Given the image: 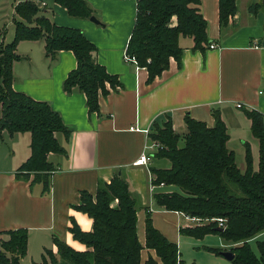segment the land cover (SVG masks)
Wrapping results in <instances>:
<instances>
[{
  "label": "crops",
  "instance_id": "0c3cea01",
  "mask_svg": "<svg viewBox=\"0 0 264 264\" xmlns=\"http://www.w3.org/2000/svg\"><path fill=\"white\" fill-rule=\"evenodd\" d=\"M17 1L22 0L14 3ZM31 1L42 7L39 1ZM85 1L98 23L71 17L53 0H42L50 7L48 17L55 25L81 30L96 48V62L116 77L119 86L111 89L106 84L107 93L98 94L97 111H88L82 92L62 89L64 77L76 64L70 50H59L50 60L44 55L42 39L16 43L14 50L21 58L12 62L11 88L48 103L60 116L67 134L55 133L62 151L46 156L52 171L43 191L42 183L33 181L31 173L28 178L16 175V169L29 155V133L0 131V147H5L0 150V241L7 238L6 231L26 230L21 264H27V256L32 264L39 262L45 249L54 253L52 237L76 251L85 250L84 244L73 239L67 228L72 219L80 230L89 231L91 219L72 206L78 204L80 192L93 196L100 183H108L121 174L135 200V233L142 247L140 264L148 256L156 259L154 251L144 247L146 215L153 228L177 244L180 259L190 264L183 255V245L191 237L180 229L199 224L181 212L155 204L154 193L175 188L151 184L149 169L168 168L170 162L154 155L156 144L148 133L154 122L162 123L169 118L174 131L182 134L186 115L212 127V112L216 110L227 128V147L234 152L235 162L237 151L243 160L242 167L236 162L239 169L245 168L246 143L253 167L257 168L259 152L256 157L253 147L259 151V142L251 133L244 109H255L264 115V4L253 12L251 5L261 0H236L235 15L221 25L219 0H201L207 37L216 47L194 49L193 39L181 36L180 62L171 58L168 68L146 81L145 68L123 57L134 23L135 0ZM5 29L2 28V37L7 34ZM13 30L12 20L9 41ZM2 37L0 41L7 43ZM236 103H241V107ZM142 151L149 156L148 162L132 164Z\"/></svg>",
  "mask_w": 264,
  "mask_h": 264
},
{
  "label": "trees",
  "instance_id": "16d2710c",
  "mask_svg": "<svg viewBox=\"0 0 264 264\" xmlns=\"http://www.w3.org/2000/svg\"><path fill=\"white\" fill-rule=\"evenodd\" d=\"M71 17L89 18L92 8L85 0H53ZM201 0H135L134 23L128 37L125 54L136 65L144 67L146 81L168 68L171 58L178 63L182 49L181 36L193 39V48L204 50L211 43L207 37V22L200 10ZM264 0L251 5L256 11ZM219 21L227 24L237 11L236 0H219ZM12 39L0 41V131L8 134L29 133V155L16 169V175L42 183L45 191L52 165L46 156L62 148L55 133L67 134L58 113L48 103L11 88V65L21 57L15 53L20 40L42 39L44 55L50 60L59 50H70L75 67L62 81V89H76L85 96L88 111H97L98 94H106L119 86L114 75L108 74L96 62V48L81 30L55 25L48 17L50 7H38L31 0L13 4ZM250 120L252 135L259 142L258 166L253 167L249 144H245V168L239 169L235 155L227 147L229 135L219 111L214 110V125L186 115V129L174 131L168 118L152 124L148 137L156 144L157 157L167 158L168 168H150L152 185H170L175 190L153 194L155 204L199 218L225 219L221 231L216 222L181 228L180 232L195 238L218 233L233 252L234 264H264V240H256L258 254L251 241L264 232V115L255 109H244ZM182 140V144H180ZM115 201V202H114ZM72 208L91 219V229L82 231L71 219L67 228L72 238L85 250L76 251L52 237L55 252L45 249L35 264H140L141 246L136 239L135 200L130 195L124 177L115 175L108 183H100L92 196L80 192L79 202ZM0 241V264H21L25 254V229L6 231ZM144 247L152 249L156 259L148 256L143 264H186L180 259L176 243L152 227L150 217L144 218ZM221 253L218 248L211 249ZM194 264V263H190Z\"/></svg>",
  "mask_w": 264,
  "mask_h": 264
},
{
  "label": "rangeland",
  "instance_id": "374dc122",
  "mask_svg": "<svg viewBox=\"0 0 264 264\" xmlns=\"http://www.w3.org/2000/svg\"><path fill=\"white\" fill-rule=\"evenodd\" d=\"M14 1L15 0H0V34H1L0 37H2L3 35V30L6 31L5 28H7V34H5V37H2L5 38L4 39L5 42L9 41L8 32L12 25V18L17 19V16H14L11 7ZM180 144H182V140ZM4 148L5 147L2 145L0 147V150L4 151L3 150ZM241 150L243 152V147ZM253 151L255 152V156L257 157L258 149L253 147ZM237 161L239 166L242 167L243 160L239 155L238 151L236 156V162ZM204 224H207V222H204ZM190 237H191L189 238L190 242H188L187 244L185 243L183 245V255L187 260H190L188 262L190 263L193 262L195 264H234L231 260H227L221 253L211 250L218 248L221 251H225L227 249L226 247L227 245L223 244L224 240L221 238V236L218 233H208L204 235L203 238L200 239L192 236ZM256 240H264V232L260 233L256 237V239L251 241L252 249L256 254H258ZM26 259H27V264H32L28 256Z\"/></svg>",
  "mask_w": 264,
  "mask_h": 264
},
{
  "label": "built area",
  "instance_id": "2783aa9c",
  "mask_svg": "<svg viewBox=\"0 0 264 264\" xmlns=\"http://www.w3.org/2000/svg\"><path fill=\"white\" fill-rule=\"evenodd\" d=\"M41 3V5L43 6L44 3L42 2V0H37ZM216 44L211 42L209 44V48H215ZM124 59L131 61L132 63H135V60L132 56H128L127 54H124ZM237 107H241V103H236ZM149 156L145 153V152H141L138 157L133 161L132 164H142L145 165L148 162ZM185 217L187 219H189L190 221H194L195 223L201 225L204 224V222L210 223V222H216V225L218 227L224 228L225 227V219L222 217H216V218H199V217H194V216H190V215H186L184 214Z\"/></svg>",
  "mask_w": 264,
  "mask_h": 264
},
{
  "label": "water",
  "instance_id": "95a60500",
  "mask_svg": "<svg viewBox=\"0 0 264 264\" xmlns=\"http://www.w3.org/2000/svg\"><path fill=\"white\" fill-rule=\"evenodd\" d=\"M89 20H91L92 22L94 23H98V20L93 16V15H90L89 16ZM217 231H221L222 228L219 227V228H216ZM221 254L227 259V260H232L233 257H234V254L233 252L229 251V250H225V251H221Z\"/></svg>",
  "mask_w": 264,
  "mask_h": 264
}]
</instances>
